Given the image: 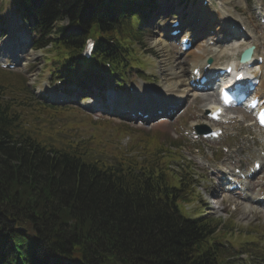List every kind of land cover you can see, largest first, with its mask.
I'll list each match as a JSON object with an SVG mask.
<instances>
[{"label":"trees","instance_id":"1","mask_svg":"<svg viewBox=\"0 0 264 264\" xmlns=\"http://www.w3.org/2000/svg\"><path fill=\"white\" fill-rule=\"evenodd\" d=\"M17 2L40 34L35 47L50 43L49 60L68 77L93 78L104 59L124 67L122 52L139 37L136 0ZM64 19L80 31L66 33ZM86 36L97 42L85 71ZM46 109L22 74L0 69V264H238L249 251L264 259L256 235L229 237L231 220L219 228L221 218L188 215L200 195L179 140L144 133L107 159L99 145L50 137L33 122Z\"/></svg>","mask_w":264,"mask_h":264},{"label":"rangeland","instance_id":"2","mask_svg":"<svg viewBox=\"0 0 264 264\" xmlns=\"http://www.w3.org/2000/svg\"><path fill=\"white\" fill-rule=\"evenodd\" d=\"M164 1L166 2V0H163V3H165ZM175 1L177 2L178 0H172V2ZM223 1L227 11L226 14H229L231 19L236 17V14L238 13L243 14V16L247 17L249 21L254 20L257 22V17L253 12V8L256 7L257 2H255L250 8V0ZM158 3L160 4V0H158ZM182 3L183 1L181 0V4ZM197 5L200 6V0H194V7ZM175 6L174 9L182 7L177 4H175ZM15 14H19V10L17 3L14 2V0H0V22H2L3 25L6 23L10 26L11 23L8 17ZM211 14L216 17L213 12H211ZM168 16L167 13L163 14L160 18L157 17L155 20H148V23L144 25L141 40L136 44L135 55L138 60L142 61L143 66L145 67L143 70L141 67L131 70L132 77L129 81L138 83V80L141 79L149 80L153 87H157L160 90L169 85L175 86L178 93L184 88L186 72L188 69L187 64L191 61L193 55L185 54L180 56L177 53L178 48L175 46L174 40L168 41L170 46L166 41L165 43L168 45L169 50H163V47L160 44V34L162 33L161 30L164 28V21L169 18ZM211 18L212 16L209 15L208 19ZM255 29L259 39H261L262 45L264 46V28ZM22 38L26 39V37H21V39ZM2 41L3 40L1 39L0 44H2ZM202 43H205V40L198 39L196 45L193 46V48L195 47L194 50L196 51V46ZM26 49V53H23L21 57V65L13 71L22 73L33 92V97L43 102L45 99L40 93L43 89L47 88V84L53 81L51 78L54 76V68L52 67L53 65H51V62L46 59L44 48L34 49L30 46ZM177 57L178 60H176ZM178 61L182 62V64L180 67L176 68ZM156 67L160 68L161 74L159 76L154 73ZM139 72L142 73V77L138 75ZM108 76L109 74L104 72L102 78L107 79ZM148 77L150 79H148ZM108 83H110V79L108 80ZM116 87L117 86H115V88ZM123 88L124 87H121L119 89ZM57 89L59 90V87H57ZM187 92L189 95L185 98L184 106L176 115L163 122L152 120L148 126L142 125V123L126 121L112 115L101 114L96 108L83 109L73 101L64 103L63 106H66L67 108L59 110L60 112L55 111L54 114H44L45 117L37 118L34 122H40L39 126L42 130L50 132V137L52 138H66L74 141L82 140L86 144L89 143V146L94 148L96 147L94 145H99L97 147L104 148H100L102 151L99 155L110 159L113 154L112 152L115 149L125 150L131 143H134L139 139V134L145 135L156 132L162 140L169 138L175 139L181 133V125H184L182 126L183 129H189L193 123L200 122L197 121L200 119L197 115L201 112L204 103L201 99L203 93ZM246 119L251 120V117ZM232 129H238L239 134L237 136H232ZM52 132L55 133L54 135L56 137L51 135ZM248 133H253L252 127L245 128L242 124V128H239L236 125L228 123L224 125V133L219 139L205 143L202 142L200 144L202 150H199L198 148L199 151H195L196 149H194L192 152L191 145L187 142H182L180 145L182 146V155L196 163V166L193 169V178L196 183V191L203 195V200L199 203L200 207L206 208L210 201L212 202V206L217 207L215 210L206 209L203 215L215 214L222 215L224 218L231 215L239 226L246 227L253 223L256 224L253 229L257 228L255 230L259 232V234L255 242H257L256 244L258 245L262 244L264 247V213L250 201L247 203L249 208H247V210L243 209L242 203H246L243 200L244 195L241 196V198H238L236 195L219 196L221 193L217 191L214 182L211 184L213 179H210L211 177L208 172H206L207 170L204 166V161H207L209 164L213 163L214 165H219L222 161L224 162L227 160L228 154L222 151V146L228 147L229 152H232L234 156L236 150L243 151L247 160L249 157L254 156L258 151L256 147H258L259 142L256 140L250 142L245 138L244 134ZM89 138L93 141L88 142ZM246 141H248V143L245 144ZM138 149L139 148H136L135 151ZM262 184H264V169L255 177V179H253L250 192H254V188L261 186ZM212 189H214L215 192ZM260 194L261 193L258 191L257 195ZM238 195H241L240 192ZM186 209L187 211H191L193 207L189 205ZM187 213L188 215H192L189 212ZM252 230L249 229L248 231ZM246 235L247 236L243 239L244 241L248 237V234Z\"/></svg>","mask_w":264,"mask_h":264},{"label":"bare ground","instance_id":"3","mask_svg":"<svg viewBox=\"0 0 264 264\" xmlns=\"http://www.w3.org/2000/svg\"><path fill=\"white\" fill-rule=\"evenodd\" d=\"M235 1H237V0H235ZM163 3V0H160V4H162ZM212 19V18H211ZM210 19V20H211ZM209 20V19H208ZM220 26H222V23H218V29H220ZM218 33L216 32L213 36H212V38H216V37H218V35H217ZM246 34H249V32H246ZM220 35H221V33H220ZM19 37L20 38H18L17 40H13L12 42H6V43H4V44H2V46H4V45H7L8 47H9V49H12V51L10 50V51H8L9 52V54L11 55V53L12 52H14V53H16L17 51H18V53L20 54V53H24V51H26V44H27V41H28V36L26 35V34H24V33H21V34H19ZM21 37H26V39H24V38H22L21 39ZM251 37L253 38L252 40H255L256 39V35H254V33H252V31H251ZM167 41V44H169L168 43V39L164 36V34L163 33H161L160 34V44L162 45V47H163V50H165V51H168L169 49H168V45L165 43ZM239 42H242V41H237V43H239ZM15 43H17V44H15ZM169 46H170V44H169ZM209 47H211V49L210 50H207V46H205V47H200L199 49H200V51L199 52H194V50H191L192 49V47H191V49H189L188 51H186V52H184V53H187V54H192L193 55V59H191V61L190 62H188V64H187V66H189V67H193L194 65H197V64H200V63H204V61H205V59L207 58V56L210 54V53H212V52H214V51H216V50H219V55L220 54H222V52L223 51H227V48H225V49H222L221 48V46H220V43L217 41V43H212ZM24 48V49H23ZM23 49V50H22ZM234 49H236V47H232L231 48V50H234ZM226 54H228V52H226ZM18 55V54H17ZM16 55V56H17ZM15 56V57H16ZM3 58V57H2ZM176 60H178V57L176 58ZM231 63H233L232 61H230ZM181 64H182V62H180V61H178V63H177V65H176V68H178V67H180L181 66ZM259 68L261 69L262 67L261 66H259ZM175 73V72H174ZM189 74L190 73H186V79H188V77H189ZM180 79V78H179ZM221 81H223V82H225V83H227L228 82V79L226 80L225 78H221ZM168 87V89L166 90L168 93H170V92H177L178 90H176L177 88L175 87V86H167ZM176 88V89H175ZM187 91H192V90H190V89H188V87L186 86V84L184 85V88L179 92V95H178V99H180V98H182V97H185V96H187V95H189L188 94V92ZM211 95V93H209V92H204L203 93V97L204 98H208L209 96ZM143 102H145V104H144V106H147V103H146V101H145V99L143 100ZM226 173V171L223 173V174H225ZM245 184H247V182H245ZM246 194V196H245V199L247 200V194L248 193H245ZM257 195H254V196H252L251 198L255 201V203H256V200H258L257 198ZM256 199V200H255ZM264 204V202H262L261 201V203L260 204ZM242 206H243V209H247V208H249V205L248 204H242Z\"/></svg>","mask_w":264,"mask_h":264}]
</instances>
